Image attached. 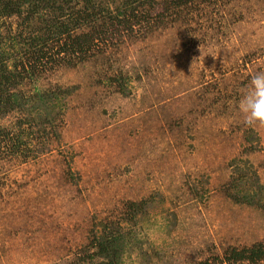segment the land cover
I'll use <instances>...</instances> for the list:
<instances>
[{
  "label": "rangeland",
  "instance_id": "rangeland-1",
  "mask_svg": "<svg viewBox=\"0 0 264 264\" xmlns=\"http://www.w3.org/2000/svg\"><path fill=\"white\" fill-rule=\"evenodd\" d=\"M178 2L79 29L87 54L64 36L48 58H25L36 79L23 91L67 97L58 134L26 128L29 145L13 155L0 142V264H92L96 223L143 200L148 253L131 264H251L264 207L238 202L234 184L243 171L250 189L264 187V126L245 125L238 108L264 71V0ZM3 30L24 33L22 19Z\"/></svg>",
  "mask_w": 264,
  "mask_h": 264
},
{
  "label": "trees",
  "instance_id": "trees-1",
  "mask_svg": "<svg viewBox=\"0 0 264 264\" xmlns=\"http://www.w3.org/2000/svg\"><path fill=\"white\" fill-rule=\"evenodd\" d=\"M194 1L179 0L177 4L181 6ZM156 3L157 0H0V142L7 141L1 152L6 154L10 150L13 155L24 150V146L29 145L26 137L32 138L38 132L45 139L50 131L58 134L56 127L64 112V99L67 97L64 89L49 88L32 93L22 90L26 79H36L34 70L26 66L25 58H48L53 51L48 48L49 44L54 40L61 41L64 36L72 39L81 52L87 54L92 48V40L88 33L74 35L79 29L94 28L102 22L120 23L129 16H137L135 13L141 8L152 9ZM16 16L22 19L24 33L5 32V21ZM58 53L68 51L61 48ZM112 80L115 81L114 78ZM116 81L120 83V91L127 94L125 82L120 77ZM15 112L21 115L15 128L2 124L8 114ZM26 128L29 133L25 137L23 132H28ZM248 139L252 141L254 136L249 134ZM240 173L238 183L234 184L235 199L264 207V187L260 186V191L250 189L251 177L246 172ZM147 202H134L118 222L96 223L92 240L95 249L86 257L92 264H131L127 259H131L133 253H141L142 256L148 253L144 250L145 240L140 225L150 219ZM249 251L252 253L248 256L251 264H261L264 244ZM238 257L245 258L239 254Z\"/></svg>",
  "mask_w": 264,
  "mask_h": 264
},
{
  "label": "clouds",
  "instance_id": "clouds-1",
  "mask_svg": "<svg viewBox=\"0 0 264 264\" xmlns=\"http://www.w3.org/2000/svg\"><path fill=\"white\" fill-rule=\"evenodd\" d=\"M238 108L245 125L264 126V71L251 74L249 87L242 94Z\"/></svg>",
  "mask_w": 264,
  "mask_h": 264
}]
</instances>
